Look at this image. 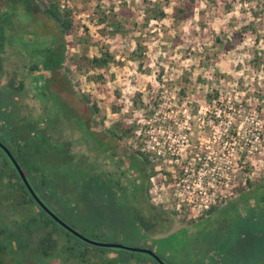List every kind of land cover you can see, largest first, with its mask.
I'll return each instance as SVG.
<instances>
[{"label":"rangeland","instance_id":"rangeland-1","mask_svg":"<svg viewBox=\"0 0 264 264\" xmlns=\"http://www.w3.org/2000/svg\"><path fill=\"white\" fill-rule=\"evenodd\" d=\"M182 1L59 0L76 26L65 36L34 0H0V142L42 203L89 239L167 264H264L252 246L264 235V11L260 0H194L174 20ZM104 51L112 61L92 67ZM65 54L82 58L78 70L65 72ZM122 124L135 131L118 140ZM11 167L0 152V173ZM8 186L0 264H158L78 241L80 263L64 250L75 238ZM212 191V213L190 209ZM21 234L28 247L15 250ZM42 235L54 240L46 256Z\"/></svg>","mask_w":264,"mask_h":264},{"label":"trees","instance_id":"trees-1","mask_svg":"<svg viewBox=\"0 0 264 264\" xmlns=\"http://www.w3.org/2000/svg\"><path fill=\"white\" fill-rule=\"evenodd\" d=\"M34 1L39 5L42 12L54 21V23L58 27V30L61 34L68 36L76 30V26L74 24V15L72 13V10L68 7H65L62 3L59 2V0H34ZM193 2H194V0H183L181 4L174 5L172 8L173 11L171 14L172 19L181 20V19H187V18L191 17V15L193 14ZM61 4H62V6H61ZM259 4L261 6L260 9L264 11V0H260ZM159 15H162V14H159ZM131 54L134 55V59H136V60L140 59V57H141L140 52L137 50H134ZM63 59H64V63H65L64 67H65L66 73L68 71H70L69 70L70 67H72V71L78 70L79 69V61L82 60V58H80V57H77V58L74 57L73 58V57L69 56V54H65ZM111 59H112L111 56L106 51H104V52H101L99 56L91 57L90 63L92 65V67L93 66L99 67V66H102L103 64L108 63L109 61H112ZM80 97H81L82 101H84L85 103H88V107L90 109H92V111L97 109L94 102L88 101V98H86L82 95ZM115 129H116V131H110V134L113 137L120 140L123 137L128 138L131 135H133V133L135 131V125L134 124H122V125H118V127H116ZM19 151H20V149L17 148L16 152L19 153ZM134 153L140 158L142 165H145V163H147V158H146L145 154H143L141 151H139L137 149H134ZM15 160H16L18 166L21 168V164L19 163V161L17 159H15ZM14 172H15V169L12 166L10 170L4 171V173H5L4 175H2L0 173V181H2L3 183H8V185H9L8 189H12L15 191L18 190L19 188L23 189L28 196V193L26 192L25 187L22 184L20 178L18 176H15ZM30 172L32 175H34V174L36 175L37 168L34 167V169H32V170L30 169ZM3 178H5V179H3ZM32 180L35 182L34 178ZM241 191H242V189H238V190L235 189V194H237V193L239 194ZM17 194H19V193L18 192L15 193L16 199H18ZM28 201L34 203L39 208V210L44 214L47 221H50V222L56 224L65 233L64 236H66L67 239H70V241L72 240L68 235L75 238V240L71 241L72 243H70L67 246H64V250L72 258H76V259H78V261L80 263H83V261L80 257L81 252H79L78 255H76L73 253L72 249L75 247L76 250H78V248H79L78 241L83 242L85 244H89V243H86V242L80 240L79 238H77L76 236H74L70 232L66 231L61 226H59L29 196H28ZM11 203L26 205V202L20 203V202H17V200L16 201L11 200ZM214 209H215V206H210L209 209L206 211V214L212 213L214 211ZM259 213L262 216H264V214H262V212H259ZM36 217L37 216H35V215H31L28 218V220L26 221V224L21 225L22 227H24L26 229V231H24V232L28 233V231L30 230V229H28V225L29 224L32 225L33 223H35ZM47 223L48 222H44L42 224V226H46ZM258 229L260 232L264 233V223L259 224ZM260 235H262V234H260ZM26 236L28 237V234H26V235L21 234L17 238L19 243H15L16 244V246L14 245L15 250H23L26 247H28V243L25 241ZM39 240H40V242H39V248H38L37 252L41 256H46V254H47L46 249L47 248H49V249L54 248V246L52 245L54 240L50 239L47 235H42ZM254 240H256V242L252 245L253 249L258 250L261 253H264V235L262 237H257L255 235ZM3 249H4V247L1 246L0 247V253L2 252Z\"/></svg>","mask_w":264,"mask_h":264},{"label":"water","instance_id":"water-1","mask_svg":"<svg viewBox=\"0 0 264 264\" xmlns=\"http://www.w3.org/2000/svg\"><path fill=\"white\" fill-rule=\"evenodd\" d=\"M0 149L4 152V154L7 156L9 161L11 162L12 166L16 170L17 175L19 176L22 184L30 194L31 198L36 202V204L53 220L55 221L59 226L64 228L66 231L70 232L80 240L89 243L91 245L103 247V248H117V249H123L128 251H134V252H141L149 255L156 263L158 264H167L163 260H161L159 257H157L151 250L149 249H143V248H134V247H127L124 245L116 244V243H106L101 241H95L92 239H89L83 235H81L79 232L74 230L72 227L64 223L59 217H57L52 211H50L43 203L42 201L37 197L36 193L33 191L32 187L28 183L25 175L21 171L20 167L18 166L17 162L13 159L11 154L8 152L6 147L0 142Z\"/></svg>","mask_w":264,"mask_h":264},{"label":"built area","instance_id":"built-area-1","mask_svg":"<svg viewBox=\"0 0 264 264\" xmlns=\"http://www.w3.org/2000/svg\"><path fill=\"white\" fill-rule=\"evenodd\" d=\"M61 6H62V4H61ZM213 192L214 191L206 194V196H210V197H212V199L211 198L205 199L204 202L202 203V205L196 204V202H193V204L190 206L191 200H187V203L186 204L190 206V209H192L193 207L197 206V209H196L198 211L197 212V215H200L203 211H207L209 209V207L211 206V203L214 202ZM173 194L179 195V193H177L176 191H174ZM198 194H201V195L203 194L204 195L205 192H204V190H201V188H200L198 190ZM179 201H183V198H180ZM176 207H178V205Z\"/></svg>","mask_w":264,"mask_h":264},{"label":"flooded vegetation","instance_id":"flooded-vegetation-1","mask_svg":"<svg viewBox=\"0 0 264 264\" xmlns=\"http://www.w3.org/2000/svg\"><path fill=\"white\" fill-rule=\"evenodd\" d=\"M7 149V148H6ZM8 150V149H7ZM0 152L2 153V155H3V157H6L7 158V156L4 154V152L0 149ZM8 152H9V150H8ZM10 153V152H9ZM11 154V153H10ZM11 156H12V154H11ZM13 157V156H12ZM13 159L15 160V158L13 157ZM7 160L9 161V159L7 158ZM16 161V160H15ZM11 163V162H10ZM21 169V168H20ZM22 171V170H21ZM24 174V173H23ZM14 175L15 176H18L17 175V173H16V170H15V172H14ZM19 177V176H18ZM33 189V188H32ZM25 190H26V188H25ZM34 191V190H33ZM26 192L28 193V191L26 190ZM28 196L31 198V196H30V194L28 193ZM32 199V198H31ZM33 200V199H32ZM35 202V201H34Z\"/></svg>","mask_w":264,"mask_h":264}]
</instances>
